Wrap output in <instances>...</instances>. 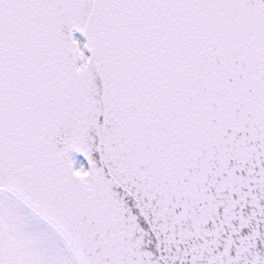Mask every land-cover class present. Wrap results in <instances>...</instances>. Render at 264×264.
I'll use <instances>...</instances> for the list:
<instances>
[{
	"label": "snow or ice",
	"instance_id": "snow-or-ice-1",
	"mask_svg": "<svg viewBox=\"0 0 264 264\" xmlns=\"http://www.w3.org/2000/svg\"><path fill=\"white\" fill-rule=\"evenodd\" d=\"M0 264H264V0H0Z\"/></svg>",
	"mask_w": 264,
	"mask_h": 264
}]
</instances>
